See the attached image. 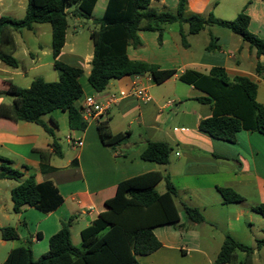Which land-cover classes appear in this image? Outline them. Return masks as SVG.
Instances as JSON below:
<instances>
[{"label": "crops", "instance_id": "1", "mask_svg": "<svg viewBox=\"0 0 264 264\" xmlns=\"http://www.w3.org/2000/svg\"><path fill=\"white\" fill-rule=\"evenodd\" d=\"M177 3L178 0H152L153 6L171 11ZM187 11L206 18L212 13L223 21H232L245 11L250 18L249 31L264 39V0H188ZM35 28L34 25L31 30L13 31L12 43L8 45L0 40V52L18 61L13 67L0 60V92H6L12 83L28 88L33 80L43 78L41 74L48 63L54 67L52 42L50 50L38 41L35 50L27 46L20 52L18 34L26 30L35 35ZM180 29L186 34V45L182 43ZM138 35L141 45L129 46V57L175 73L160 84L150 74L124 76L111 80L103 92L94 91L87 82L78 102L81 106L88 96L103 101L107 93L130 92L137 78L147 86L152 100L143 104L131 96L123 98L105 114L83 117L87 121L85 129L72 128L67 111L45 115L43 119L55 133L61 156L56 154L53 139L44 128L16 120L10 113L11 100L0 95V158L22 173L19 181L0 179L9 183L10 209L13 211L12 189L30 177L37 183L52 182L63 198L62 205L49 213L29 206L20 213L14 212L19 239L13 241L25 245L30 240L36 259L48 251L50 238L63 223L69 224L73 244L81 247L82 230L106 210L105 203L115 196L118 184L150 172L170 176L178 192L175 201L180 222L186 226L183 228L196 229L195 225L189 227L194 223L187 219L184 205L199 209L204 223L211 224L226 211H233L238 219L245 213H255L252 207L264 203V134L242 130L234 142H228L203 133L200 122L213 115V107L201 101L209 94L180 79L186 71L207 75L213 68H223L231 78L241 76L254 81L258 86L257 101L264 106V55L259 56L241 36L215 23L198 34H189L188 24L167 26L161 44L157 32L140 31ZM63 53L62 50L58 60H63ZM92 55L93 52L86 60L73 55V62L65 63L82 66V78L87 81ZM45 56L52 60L43 61ZM258 66L263 69L260 73ZM53 77L51 81L43 79L58 81L59 73ZM106 119L112 133L128 134L125 141L115 146L103 143L98 123ZM149 141L170 146L168 164L143 159ZM218 188L233 189L244 201L224 203ZM157 189L164 192L165 182L161 181ZM154 233L161 247L150 255L138 256L140 264H212L221 249L212 253L210 246L201 245L198 230L188 232L164 225L155 228Z\"/></svg>", "mask_w": 264, "mask_h": 264}, {"label": "trees", "instance_id": "2", "mask_svg": "<svg viewBox=\"0 0 264 264\" xmlns=\"http://www.w3.org/2000/svg\"><path fill=\"white\" fill-rule=\"evenodd\" d=\"M98 0H27L25 16L14 19L0 18V40L12 43L13 31L31 30L36 24H50L52 28V52L54 68L59 80L47 82L38 77L30 87L24 88L12 83L6 92H0L11 100L10 113L18 121L40 125L52 137V146L61 156L53 129L44 121L45 115L55 111H67L70 126L85 129L81 104L84 96L81 78L84 70L80 65H71L58 60L66 42L70 28L69 17L90 18ZM188 0H178L176 9H159L152 0H108L105 12L93 20L94 29L90 33L93 55L87 82L96 92H103L113 79L124 76L150 74L156 84L171 77L175 70H162L155 64L132 60L128 47L141 45L140 31L158 33L162 43L164 30L170 25L188 24L189 34H198L208 24L215 23L230 29L233 33L264 55V39L249 31L250 18L242 11L234 20L223 21L210 13L206 18L187 11ZM182 43L187 44L186 34L180 29ZM0 60L16 67L18 61L3 52ZM263 69L258 66V72ZM181 81L205 90L209 96L202 102L213 107V115L200 122L199 129L213 139L234 142L242 130L258 131L264 134V106L257 101V84L248 77H229L223 68H213L204 75L196 71H186ZM98 130L105 145H118L128 137L127 133H112L109 121L101 120ZM171 148L165 142L149 141L142 154L143 159L160 165L169 163ZM0 165V179L19 181L22 173L9 166L6 160ZM43 169H46L43 167ZM165 182V191L159 192L157 185ZM224 203H241L244 198L230 188H218ZM177 189L169 175L150 172L118 184L116 194L106 201V210L81 232V247L72 242L68 223L49 240V249L36 259L32 243L27 240L10 250L2 264H140L138 256L154 253L161 243L154 229L164 225L183 227L176 205ZM13 211L20 213L24 207H34L49 213L63 203V198L52 182L37 183L30 177L12 189ZM188 220L200 224L205 222L201 211L184 205ZM252 211L264 218V203L252 207ZM5 241L19 239L17 228L6 226L0 229ZM264 233V230H263ZM258 248L264 247V236L257 241ZM237 251L246 257L253 254L250 248L226 236L219 254L212 264H234ZM249 260L243 264H248Z\"/></svg>", "mask_w": 264, "mask_h": 264}, {"label": "rangeland", "instance_id": "3", "mask_svg": "<svg viewBox=\"0 0 264 264\" xmlns=\"http://www.w3.org/2000/svg\"><path fill=\"white\" fill-rule=\"evenodd\" d=\"M235 1V0H231ZM108 0H99L93 14L90 18H73L69 17L70 28L67 33V42L63 48V56L61 61L73 62L74 57H81L86 60V57L93 52L92 41L90 33L94 29L93 20L99 19L103 16ZM225 2L223 3L224 6ZM228 5L226 4V7ZM27 7V0H3L0 4V14L5 16L20 19L25 16ZM223 8V7H222ZM35 35L29 31L23 30L22 35L18 34L17 44L21 47L20 52L27 46H32L35 50V46L38 41L44 46L45 50L51 49L52 42V28L50 24H36ZM20 55H22L20 53ZM43 61L52 60L51 56H45ZM58 74L51 64H47L44 68L41 76L49 81L53 80V76ZM82 85H86L87 81L84 78L81 79ZM62 141L64 137H61ZM9 183L8 181L0 180V229L6 226H15L17 221V215L10 209L9 200ZM224 216L219 218L214 223H194L192 225L196 229L183 228L188 232L196 231L200 233L201 245H208L215 253L218 252L222 246L226 236H232L237 242H240L250 248H253L254 252L250 257H246V254L242 251H237V260L234 264H243L249 260L248 264H264V247L258 248L257 241L264 236V218L255 213L248 212L237 219V214L233 211H226ZM230 221V224H229ZM192 223V221L190 222ZM18 241H6L1 238L0 231V264L6 259L11 249L20 246Z\"/></svg>", "mask_w": 264, "mask_h": 264}, {"label": "built area", "instance_id": "4", "mask_svg": "<svg viewBox=\"0 0 264 264\" xmlns=\"http://www.w3.org/2000/svg\"><path fill=\"white\" fill-rule=\"evenodd\" d=\"M130 96L143 104L149 103L152 100V97L147 89V86L140 84L137 78L134 80L130 92L121 91L118 94L107 93L103 101L97 100L94 96L86 97L81 106L82 116L85 118V117H94L105 114L112 104H116L121 99ZM78 145H82V143L78 142Z\"/></svg>", "mask_w": 264, "mask_h": 264}]
</instances>
